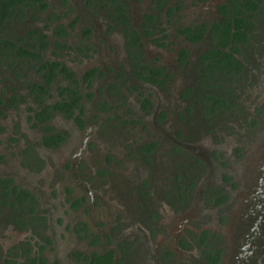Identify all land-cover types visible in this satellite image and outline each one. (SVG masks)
I'll return each mask as SVG.
<instances>
[{"label":"flooded vegetation","instance_id":"obj_1","mask_svg":"<svg viewBox=\"0 0 264 264\" xmlns=\"http://www.w3.org/2000/svg\"><path fill=\"white\" fill-rule=\"evenodd\" d=\"M43 1L24 28L13 21L14 43L31 54L0 63V177L8 179L0 193L13 186L28 191L27 198L0 195V264H63V258L70 264L107 258V264H264L262 190L258 200L238 203L241 183L224 168L227 154L200 158L190 147L203 135L219 141L238 124L256 122L250 110L248 122L238 111L249 61L234 53L243 64L229 89L226 72L203 71L200 53L215 42L256 48L263 42L262 13L247 10L243 0L234 1L237 8L230 0ZM235 10L246 18L240 28H250L246 39L223 37L222 22ZM27 28L41 37L19 41ZM20 117L39 133L22 134ZM78 181L80 189L73 185ZM100 191L120 205L108 223L98 214L92 224L80 212L104 199ZM125 219L146 230L138 233ZM208 220L219 227H207ZM66 235L82 244L60 254ZM240 242H248L246 255Z\"/></svg>","mask_w":264,"mask_h":264},{"label":"rangeland","instance_id":"obj_2","mask_svg":"<svg viewBox=\"0 0 264 264\" xmlns=\"http://www.w3.org/2000/svg\"><path fill=\"white\" fill-rule=\"evenodd\" d=\"M28 21L29 20L25 19L21 23H18V28H24ZM10 27L11 29L14 27L13 21ZM261 38L263 39V42H257L255 43L256 48H250L249 53L252 57L248 60L249 64L247 67V72L244 74V77L240 82V87H238L237 90L239 93L238 97L240 98L241 103L246 109L250 110L251 114H253V117L256 119V122L253 125H248L247 123L243 122L241 124H238L236 127H234L235 129L233 128L232 131L228 132L227 135L225 137H222L219 141L216 137L210 138L208 135H203L199 139V141L190 146L192 147L191 149L195 151L196 155H198V157L200 158L208 156L210 151H218L223 155L227 154V161L224 168H226L229 174H231L233 178L236 179V181L238 180L241 183L240 188L235 193V197H241L242 200L240 199L238 203L243 204L248 202L246 198H251L252 196H256L258 200V194L261 190L264 194V35L259 36V39ZM1 71L3 70H0V72ZM23 110L24 108H22V114H24L25 111ZM20 118L12 120V131L14 133L19 132L20 127L18 125L20 122ZM53 121L59 124L60 118L56 115L54 116ZM0 124L3 127L0 129V131H4L5 124ZM70 128H72V131L75 129L73 126H70ZM20 129L22 134L37 135L39 133L37 127L29 125V120L23 121L22 119ZM233 148H236V150L237 148L239 149V153L237 154V156H233ZM61 157V154L57 155V159ZM230 159L231 163H229ZM121 160H123L122 157L118 158L116 161L121 162ZM110 163L113 164V162ZM117 165L118 164H116V166ZM212 176L213 173L211 172L209 175H206V178L209 179ZM249 179L251 182L249 181ZM73 185L80 189L84 184L83 181H78L73 183ZM104 192L105 191H100V193L104 196V199H101V202H95L89 209L84 208L83 210H81L82 212L79 211L80 215L84 218H88L90 223L92 224L94 223V218L98 217V214L99 217H101L103 214H106L104 220L106 221V223H108L112 217V213L120 205V201H118L111 195H106ZM232 204L233 202L231 201V203L226 207L227 211L230 209V206ZM164 208L162 210H164ZM196 208L197 206L191 207V209L186 214H188L189 216L194 215L196 212ZM226 219L227 217H225L222 223H226ZM180 220L184 219L180 217ZM102 221L97 222L96 228L100 230L104 228L105 223H103ZM183 223L187 222L184 220ZM207 223L210 224V226L207 227H219L218 224H220L211 220H208ZM125 224H136L138 226V233H142L146 230V227H144L142 223L134 219H125ZM229 229L230 226L224 229L226 235L228 234L227 231H229ZM228 238L229 239H227L225 242L226 251H228L230 248H233V246H231L232 243H230V237ZM153 240L154 237H152L149 241ZM240 243H243L239 245H243V249L241 251L245 253L244 255H246V251L249 247L248 242ZM259 243V241L256 242L257 245ZM81 244L82 242H80L78 238L71 237L69 235H66L65 237L62 236L58 243V251L60 252V254H63L69 247ZM63 264L70 263L68 260H65L63 258Z\"/></svg>","mask_w":264,"mask_h":264},{"label":"trees","instance_id":"obj_3","mask_svg":"<svg viewBox=\"0 0 264 264\" xmlns=\"http://www.w3.org/2000/svg\"><path fill=\"white\" fill-rule=\"evenodd\" d=\"M232 2V6L234 8H237L234 4L235 0H230ZM258 2H262L264 4V0H243V4L247 10H255L257 9L258 12H261L264 18V10L261 9V6H258ZM45 6V3L43 0H0V63L1 60L5 62L7 65H11L13 63L12 60V54L18 55V56H25L28 54H31V51L28 49L26 45L23 44H15L14 40L12 39V36L15 34H18L16 31L11 29L10 25L12 21H14L16 24L21 23L24 21L27 17V14L31 11L34 13H38L40 10H42ZM240 11L235 10L233 14L226 17V20H223L222 22V34L223 37L226 39H246V29H250L249 27L240 28V26L246 22V18L244 15H239ZM219 24H215V27ZM40 31L37 29L27 28L24 33L19 34L17 36V39L19 41H25V38L29 39L32 35V33H37ZM42 33H40L39 37H41ZM254 36L253 34H251ZM256 37V36H254ZM28 42V41H25ZM237 42H215L214 45L207 47L204 51L200 53V61L202 62L203 71H209L211 72L210 76L213 74L221 73L224 74L226 72V87L229 89H232L228 82L233 81L236 82L239 80V75L236 73V71H239L242 67V62L240 58L234 55V53L239 54L242 56V58L248 61L247 55L250 56V53L248 51L249 45L247 44H236ZM222 47H226L224 50H222ZM33 53V52H32ZM35 56H38V53L34 52ZM52 63V62H49ZM234 71V74H230L228 71L230 68ZM244 74H245V69ZM236 73V74H235ZM228 80V81H227ZM217 84V83H216ZM34 86H42V84H39L37 82H33ZM218 85V84H217ZM229 86V87H228ZM213 95V94H212ZM218 98V96H216ZM218 99L217 102L218 103ZM227 111H230L229 108H227ZM42 110H44V107L41 108V110L36 111V114L41 113ZM238 111L241 114V117L244 122H248L246 120V116L248 112L246 111V108H244L242 105H239ZM220 112V110H214L209 109L206 110V113H215ZM41 119H44V116H42ZM46 130H51L52 127H45ZM49 136H59V132L51 133ZM0 182L6 183L8 185V179L4 177H0ZM12 192L17 195L16 192L19 193L17 196H22L23 198H27L28 191L23 188H18L16 186H13L12 189H6L4 188L2 191V194L4 197H6L9 192ZM1 198V196H0ZM108 254H106V257ZM102 264H107L109 258L101 260Z\"/></svg>","mask_w":264,"mask_h":264}]
</instances>
